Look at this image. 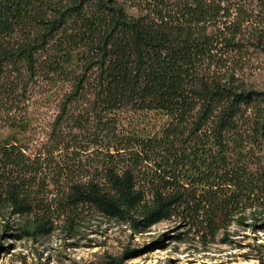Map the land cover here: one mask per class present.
<instances>
[{
	"label": "trees",
	"instance_id": "16d2710c",
	"mask_svg": "<svg viewBox=\"0 0 264 264\" xmlns=\"http://www.w3.org/2000/svg\"><path fill=\"white\" fill-rule=\"evenodd\" d=\"M254 55L264 0H0L1 237L74 239L99 219L201 243L264 232Z\"/></svg>",
	"mask_w": 264,
	"mask_h": 264
},
{
	"label": "rangeland",
	"instance_id": "374dc122",
	"mask_svg": "<svg viewBox=\"0 0 264 264\" xmlns=\"http://www.w3.org/2000/svg\"><path fill=\"white\" fill-rule=\"evenodd\" d=\"M249 71L253 85L264 87L262 56L254 55ZM40 111L47 119L54 113L49 108ZM135 119L137 128L152 133L158 131L165 117L143 111ZM92 224L74 239L55 232L38 242L1 237L0 227V264H106L119 258L121 264H264V232L245 226H231L230 232H235L230 237L233 242L222 244L219 237L203 243L186 237L185 229L175 222H160L140 233L103 219ZM260 244L263 246L257 247Z\"/></svg>",
	"mask_w": 264,
	"mask_h": 264
}]
</instances>
